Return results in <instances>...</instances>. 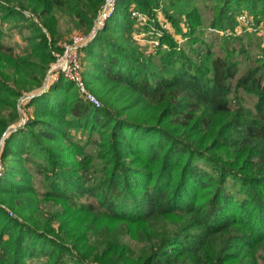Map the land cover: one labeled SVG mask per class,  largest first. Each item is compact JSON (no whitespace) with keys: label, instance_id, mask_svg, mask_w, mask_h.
Wrapping results in <instances>:
<instances>
[{"label":"trees","instance_id":"obj_1","mask_svg":"<svg viewBox=\"0 0 264 264\" xmlns=\"http://www.w3.org/2000/svg\"><path fill=\"white\" fill-rule=\"evenodd\" d=\"M120 1L128 9L118 7L85 47L93 58L86 80L97 86L103 105H94L62 76L30 100L34 119L5 138L0 195L18 216L0 206V264H264V58L238 76L237 56L246 48L228 41L236 37L232 30L242 9L261 6L264 18V0H223L207 26L227 36L219 54L204 36L195 5L169 0L186 16L185 45L195 56L165 32L158 58L143 56L123 39L132 36L131 3L152 16L148 27L160 29L153 11L162 0ZM103 3L0 0L2 18L17 15L29 22L23 10L30 8L52 36L51 42L30 23V48L14 56L0 29V144L19 117L22 90L41 86L54 60L58 15L90 31ZM166 10L182 32L177 15ZM241 92L256 98L253 107L243 104ZM66 128L97 135L98 153L87 151L91 141H75ZM26 162L37 165L47 179L44 196L61 200L62 211L49 218L40 213ZM84 197L95 201L82 202ZM169 218L178 220L174 231ZM123 223L129 232L138 227L148 244L137 257L122 240Z\"/></svg>","mask_w":264,"mask_h":264},{"label":"rangeland","instance_id":"obj_2","mask_svg":"<svg viewBox=\"0 0 264 264\" xmlns=\"http://www.w3.org/2000/svg\"><path fill=\"white\" fill-rule=\"evenodd\" d=\"M223 2H224L223 0H190L189 2V5L191 7L195 5L198 12L201 14L202 20L204 21L203 23L204 26L203 28L205 29L204 36L206 37L209 43L211 42L215 43L213 44V49L216 51L217 54L221 52L222 44L227 43L225 41V38H227V36L224 35L222 36L219 33L216 34L217 32H214L212 29L207 28V26L211 25V22L215 18L219 8L223 5ZM169 3H170L169 0H162L161 2L162 7H157L154 9L153 12L155 13V19L160 25V30L162 29L163 31L162 36L164 35L165 32H168L172 34L173 38L178 42L179 45H183V44L185 45L187 38L183 33L189 30V27L186 24V16L184 13L181 12V10L178 11L177 9H172L171 7H169ZM185 3H187V1ZM120 4L121 1L119 3V6H117L116 12L118 10V7H119V12L123 10L126 11L128 9L127 7H123V4L122 5ZM14 5L17 9H20V3H16ZM132 8L139 10L135 2L131 3L130 9ZM166 9H168L171 13L177 15L176 18L179 20L178 22L181 26L182 32L178 31L174 23L167 18ZM262 10L263 8L261 6H258V8H254V9L253 8L242 9L236 15L237 24L234 30H232V33H234L236 37H234L235 38L234 40L228 39V41L229 44L236 47L237 50H239L241 46L246 48V52L244 54L239 53L237 56L238 60L240 61V71L238 73V76L243 74L248 66L256 64L257 59L264 58V18L261 15ZM23 12H24V16L27 17V20L29 22H26V19L24 17L21 18V16H17V15H12L9 17L7 16V18H2V14L0 13V29L3 31L2 42L6 46L11 47L13 49L14 56H22L30 48V44L27 41L28 40L27 38L35 34L34 32L31 31L30 23L35 22L39 27L43 29L45 33H48L47 28L44 25V19H41L30 8L23 10ZM143 13L147 15V22L145 24L140 23L138 20L133 18L134 24H133V29L131 31L132 36L129 41H127V39H123V40L125 44L127 43L128 45L131 44L135 45L143 56L146 57L147 55L152 54L157 57L158 48L161 47L160 45L162 43L160 39L162 36L158 35L159 34L158 32H154L153 30L154 26L152 28L147 26L150 19H152L150 18L152 16L150 14H147L146 12ZM256 17H258L260 21H257ZM57 19H58L57 35L55 38V43H53L52 45L54 60L50 63V66L45 76H43L41 86L36 87L34 90H28V89L22 90V94L18 100L19 117L17 118L16 121H14L10 125V127L19 126L21 124H23V127H25L29 121L34 119L35 117L34 115H36V106L31 105L29 103L30 100L32 99L29 98V96L43 95L50 88V86L56 81H58L62 76H64L67 80H69L63 73H59L57 77L51 74L53 70V65L56 62V57L54 53H59L62 50L63 45L66 42H69L75 35L88 34L89 31L82 28L74 18L68 15L59 14ZM163 25H167V27L163 28ZM226 33L229 34L231 33V31H227ZM48 38L52 42V36L50 33H48ZM162 47L166 48L167 45L164 44ZM185 48L188 54L195 56V54L189 49V47H187V44L185 45ZM81 63H82V72L84 74V78L85 80L86 79L88 80L89 79L88 70L92 67L93 58L88 56L86 49H84L83 51ZM6 70L12 71L13 68L8 67L6 68ZM87 89L92 94L97 95L96 94V92H98L97 86H92L89 84V82H87ZM240 97L243 99L244 105L249 107L254 106V102L256 99L254 96L248 95L245 92H241ZM231 99H232V103L235 104L236 102L234 99V94L231 95ZM99 100L101 101V105H103V101L101 100V98H99ZM9 113H10L9 110L7 109L4 110V114L6 116H8ZM66 129H68L67 131L70 133L72 138L77 142L85 144L88 141H91V143L87 145L86 150L93 152L95 155L98 153L99 147H97L94 142L96 141V139H98L97 135L94 134L90 136L89 132H83L82 130H77L75 128H66ZM3 146H4V142L0 144V165L2 167L0 180L2 179L6 171V163L2 157ZM97 160L99 161V158H97ZM26 163L31 168L33 174L32 182L35 187V190L38 192L39 199L41 201L39 204L40 213L43 214V217L49 218L50 214L60 210L62 211L63 202L61 200H53L46 198L44 196L48 190L47 179H45L43 174L39 172L37 165H35L34 162L33 163L26 162ZM81 173L86 175L87 171L86 170L81 171ZM97 176L99 175L97 174ZM2 201L3 200L0 195V206L6 209L12 217H17L18 216L17 211L13 207L3 203ZM81 201L89 202V201H95V199L93 197H84L81 199ZM57 221L58 220H53V226L56 229H58L59 227V223ZM166 221L170 229L174 231L175 226L173 223L177 222L178 220L176 218H169ZM122 225H124V228L127 230V233H125V235L122 237V240L124 241V244L128 249V253L129 254L135 253V257L139 256L142 253L143 249L145 247H148V244L146 243V241H144L143 236H141L138 227L133 226L131 228V232H129L128 230L130 229V227L126 225V223H123ZM229 264H235V263L231 262Z\"/></svg>","mask_w":264,"mask_h":264},{"label":"built area","instance_id":"obj_3","mask_svg":"<svg viewBox=\"0 0 264 264\" xmlns=\"http://www.w3.org/2000/svg\"><path fill=\"white\" fill-rule=\"evenodd\" d=\"M119 0H105L100 7L97 17L94 21L93 27L88 34H77L69 42L63 45L62 50L59 53H54L56 62L53 65L52 75L58 76L59 73H63L69 80L73 81L78 87L79 91L84 97L95 104L101 106L99 98L92 94L87 89V83L82 72L81 58L85 47L98 35V33L105 29L109 20L116 12ZM132 17L138 20L140 23L147 22V15L137 9H130ZM167 25H163L166 28ZM154 32H158L162 36V29L153 27ZM34 95L29 96L32 98ZM26 98V97H24ZM2 173V167L0 165V176Z\"/></svg>","mask_w":264,"mask_h":264},{"label":"water","instance_id":"obj_4","mask_svg":"<svg viewBox=\"0 0 264 264\" xmlns=\"http://www.w3.org/2000/svg\"><path fill=\"white\" fill-rule=\"evenodd\" d=\"M35 96V95H34ZM21 128H23V124H21V125H19V126H11V127H9L8 129H7V131H6V133L4 134V138H3V140H2V142H1V144L3 143V142H5V138L12 132V131H15V130H18V129H21Z\"/></svg>","mask_w":264,"mask_h":264}]
</instances>
